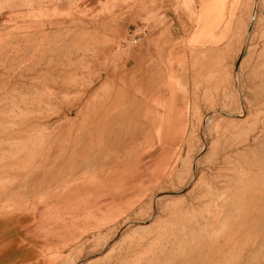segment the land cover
Instances as JSON below:
<instances>
[{
  "label": "rangeland",
  "instance_id": "374dc122",
  "mask_svg": "<svg viewBox=\"0 0 264 264\" xmlns=\"http://www.w3.org/2000/svg\"><path fill=\"white\" fill-rule=\"evenodd\" d=\"M238 1L222 40L237 8L245 28L213 48L188 35L185 0H0V208L37 202L44 177L160 173L133 210L73 231L61 264H264V0Z\"/></svg>",
  "mask_w": 264,
  "mask_h": 264
},
{
  "label": "crops",
  "instance_id": "0c3cea01",
  "mask_svg": "<svg viewBox=\"0 0 264 264\" xmlns=\"http://www.w3.org/2000/svg\"><path fill=\"white\" fill-rule=\"evenodd\" d=\"M194 3L200 8L197 13L192 12ZM238 4L245 11L243 1L239 0ZM231 5H234V0H185L183 9L187 25H190V21L198 25L194 32L189 27L188 35L203 41H214V44H206L209 47L225 45L232 36L234 27L238 33L246 26L245 14L236 21L239 11L237 8L229 33L222 40L223 30L227 25L224 13ZM2 17L3 13L0 14V22ZM248 40L239 50L237 64L247 55ZM257 44L256 53L259 57L264 42L258 41ZM262 61L264 62V57L258 59V62ZM178 116L179 114L168 113L167 120L158 124L162 127V141L171 142L180 135L184 125L175 121ZM142 124L146 126L145 123ZM147 156L150 155L147 153ZM64 159H60V165L65 163ZM143 165L140 160H128L111 172H102L99 180L86 174L78 178L72 176V182L58 186L55 191L46 188L49 182L46 177L41 178L39 192L42 198L37 202L23 201L0 208V264H61L63 258L61 259L60 253L72 241L73 231L83 234L81 229L91 224L88 222H94L97 229L107 226L115 221L117 215L111 212L101 214V210L118 208L124 212L131 211L145 198L160 173L155 163L151 168ZM43 181L45 184H42ZM92 189L99 190V193L91 199L85 190Z\"/></svg>",
  "mask_w": 264,
  "mask_h": 264
},
{
  "label": "built area",
  "instance_id": "2783aa9c",
  "mask_svg": "<svg viewBox=\"0 0 264 264\" xmlns=\"http://www.w3.org/2000/svg\"><path fill=\"white\" fill-rule=\"evenodd\" d=\"M134 30L130 31L129 36L126 38L125 41L121 42L122 47H134L140 43V41L143 38V31H136Z\"/></svg>",
  "mask_w": 264,
  "mask_h": 264
},
{
  "label": "bare ground",
  "instance_id": "6f19581e",
  "mask_svg": "<svg viewBox=\"0 0 264 264\" xmlns=\"http://www.w3.org/2000/svg\"><path fill=\"white\" fill-rule=\"evenodd\" d=\"M252 231V230H251Z\"/></svg>",
  "mask_w": 264,
  "mask_h": 264
}]
</instances>
